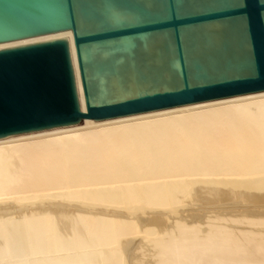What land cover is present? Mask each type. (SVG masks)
<instances>
[{"label":"bare ground","instance_id":"1","mask_svg":"<svg viewBox=\"0 0 264 264\" xmlns=\"http://www.w3.org/2000/svg\"><path fill=\"white\" fill-rule=\"evenodd\" d=\"M74 35L61 30L0 49ZM0 139V264H264V91Z\"/></svg>","mask_w":264,"mask_h":264},{"label":"water","instance_id":"2","mask_svg":"<svg viewBox=\"0 0 264 264\" xmlns=\"http://www.w3.org/2000/svg\"><path fill=\"white\" fill-rule=\"evenodd\" d=\"M0 139L264 91V0H0Z\"/></svg>","mask_w":264,"mask_h":264}]
</instances>
